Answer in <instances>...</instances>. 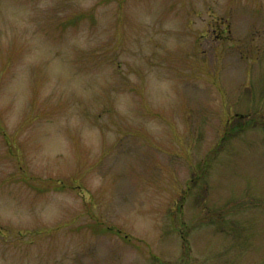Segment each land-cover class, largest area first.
<instances>
[{"label": "rangeland", "instance_id": "rangeland-1", "mask_svg": "<svg viewBox=\"0 0 264 264\" xmlns=\"http://www.w3.org/2000/svg\"><path fill=\"white\" fill-rule=\"evenodd\" d=\"M0 264H264V0H0Z\"/></svg>", "mask_w": 264, "mask_h": 264}, {"label": "trees", "instance_id": "trees-1", "mask_svg": "<svg viewBox=\"0 0 264 264\" xmlns=\"http://www.w3.org/2000/svg\"><path fill=\"white\" fill-rule=\"evenodd\" d=\"M24 177H25V175H22V176H20V179H23ZM59 188H62V185H59ZM183 198H185V196H183ZM180 206H182V204H180ZM101 223H103V222H101ZM99 229L105 230L106 232H108V234H119V235H123V237L125 239H127L128 241H133V237L130 234H128V233H124L123 230H121L120 228H116L114 226L107 225V226H101V227H99L98 228V231H99Z\"/></svg>", "mask_w": 264, "mask_h": 264}]
</instances>
